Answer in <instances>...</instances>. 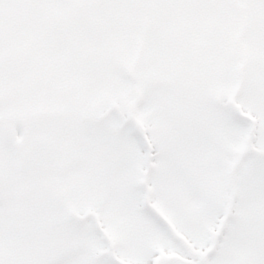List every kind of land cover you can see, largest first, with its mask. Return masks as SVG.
I'll use <instances>...</instances> for the list:
<instances>
[{"label": "snow or ice", "instance_id": "snow-or-ice-1", "mask_svg": "<svg viewBox=\"0 0 264 264\" xmlns=\"http://www.w3.org/2000/svg\"><path fill=\"white\" fill-rule=\"evenodd\" d=\"M0 264H264V0H0Z\"/></svg>", "mask_w": 264, "mask_h": 264}]
</instances>
